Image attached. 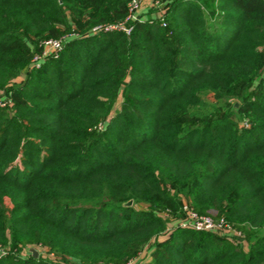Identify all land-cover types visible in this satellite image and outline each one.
<instances>
[{"label":"trees","instance_id":"16d2710c","mask_svg":"<svg viewBox=\"0 0 264 264\" xmlns=\"http://www.w3.org/2000/svg\"><path fill=\"white\" fill-rule=\"evenodd\" d=\"M128 1L0 0V264H122L147 243L131 264H264V0H159L129 33L91 30ZM47 37L61 48L30 66ZM181 186L247 246L157 240Z\"/></svg>","mask_w":264,"mask_h":264},{"label":"rangeland","instance_id":"374dc122","mask_svg":"<svg viewBox=\"0 0 264 264\" xmlns=\"http://www.w3.org/2000/svg\"><path fill=\"white\" fill-rule=\"evenodd\" d=\"M166 5V1H161V3H154L153 0H143L141 8L138 11V17L139 18H147V17H153V16H159V15H163L164 13V8ZM24 35V34H23ZM26 37V39L28 41L31 40V36H27L24 35ZM56 51L53 50H48L46 52V54L48 53H53ZM32 62L30 64V66H32ZM25 75V72L23 71V73H20L17 77H15L14 79H12V83L14 82H18L23 80ZM11 83V82H10ZM3 93V92H2ZM1 93V94H2ZM0 94V95H1ZM234 106L237 108L240 105V101L238 100H234ZM118 105V103L116 104V106ZM241 119V118H240ZM240 125H245L247 126L249 124V121L246 120V118H242L239 121ZM172 191L176 194L178 200L181 202V210L176 211V212H169L167 211V213H164L163 217L165 218V220L167 221L165 229L159 233L156 237L157 240H163L166 237H168L176 228H180V227H185L188 225H181V222H187V212L183 209L184 205H189L188 203V199H187V195L183 189V187H172ZM212 212H216V210H212ZM163 214V212H162ZM234 226V225H233ZM190 227V226H188ZM236 229V231H235ZM216 234H220V235H224L226 238L230 239V240H234V242H237L238 244L242 245L243 247H246L247 245V240L246 237L244 236V230L242 231L239 228H234L232 230H217L214 231ZM150 245L151 243H147L143 246V248L141 249V251L137 254V256H135L133 259H131V261H144L149 257V249H150ZM5 248L0 247V252H4ZM42 250V254L44 256H48V257H52V258H56L59 260L64 261L66 264H76L74 261L71 260H66L65 258H63L62 256H60L57 252L55 251H49L46 248H40ZM131 262V263H132ZM98 264H103V263H98Z\"/></svg>","mask_w":264,"mask_h":264},{"label":"built area","instance_id":"2783aa9c","mask_svg":"<svg viewBox=\"0 0 264 264\" xmlns=\"http://www.w3.org/2000/svg\"><path fill=\"white\" fill-rule=\"evenodd\" d=\"M143 0H129L127 3V14L122 21L118 22H109V23H102L92 26L91 30L93 32L100 31V30H110V29H122L125 30L127 33L130 32L132 28V24L130 22L137 20L138 11L141 8ZM154 3H160L159 0H153ZM62 38L56 37H47L42 40L41 44L43 46V51L41 54L36 55L32 60V65L37 64L38 61L46 55L48 50L57 51L62 46ZM5 100L0 97V104H4ZM183 209L187 212V222H181V225H188L194 229L200 230H209V231H217V230H232L237 228L233 226L232 223L227 221L224 217H217L214 216L213 213H200L195 210L192 206L184 205ZM164 213L167 212H163ZM236 231V229H235ZM131 259L127 260L122 264H131ZM135 262V261H133ZM132 262V263H133Z\"/></svg>","mask_w":264,"mask_h":264},{"label":"water","instance_id":"95a60500","mask_svg":"<svg viewBox=\"0 0 264 264\" xmlns=\"http://www.w3.org/2000/svg\"><path fill=\"white\" fill-rule=\"evenodd\" d=\"M131 202H132V199H129L128 201H126V204H130ZM28 249L32 252L34 256L38 255V249H36L34 246H30L28 247Z\"/></svg>","mask_w":264,"mask_h":264}]
</instances>
